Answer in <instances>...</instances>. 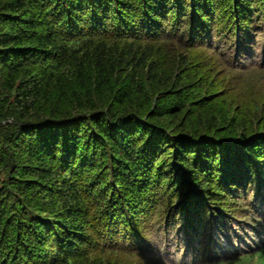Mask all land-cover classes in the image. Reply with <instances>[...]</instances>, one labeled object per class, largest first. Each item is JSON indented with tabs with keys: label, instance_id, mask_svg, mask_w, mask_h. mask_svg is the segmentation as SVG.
<instances>
[{
	"label": "trees",
	"instance_id": "16d2710c",
	"mask_svg": "<svg viewBox=\"0 0 264 264\" xmlns=\"http://www.w3.org/2000/svg\"><path fill=\"white\" fill-rule=\"evenodd\" d=\"M263 18L264 0H0V264H264L244 251L264 243V108L220 95L205 58L202 84L182 72L190 45L231 40L221 19L264 62Z\"/></svg>",
	"mask_w": 264,
	"mask_h": 264
},
{
	"label": "rangeland",
	"instance_id": "374dc122",
	"mask_svg": "<svg viewBox=\"0 0 264 264\" xmlns=\"http://www.w3.org/2000/svg\"><path fill=\"white\" fill-rule=\"evenodd\" d=\"M221 20L225 21L223 22L222 27H226L227 33L232 36V38H230L231 40L228 42L226 37L220 36L219 41H215L213 44H209L208 41L202 42L201 44L204 45L202 49H200V47L196 48L195 45H190L189 50L187 51L192 54V60L196 59V57L198 59L194 62L195 66H191L193 70L190 68H184L182 72L188 76H195V71H198L199 67L202 69L201 67L203 66V60L205 58L206 63L204 64V70L210 71L209 79L211 81L217 80L218 82H221L219 85V89L221 90L220 95H222V90H225L227 94L224 97L229 99L230 96H232V98H234V106L238 104V106H243L241 105L243 101L248 102V104H244L243 107H247L249 111H253L254 105L256 104L264 108V62L261 57L263 54L260 53V51H257L259 54L256 52H254L255 54H252L248 51H245L242 55H239L238 52L235 53L233 51L235 47L232 49L234 44H229L232 41H234V43L237 41V36H235V33L237 34V26L233 28L228 19ZM260 23H264V18ZM261 29H263V26H261ZM254 44L259 47L261 46V48L264 49L263 38L261 41H256ZM251 48L253 49V47ZM181 52L184 51L181 50ZM173 69L176 70V65H173ZM201 72H203V69ZM205 75L206 74L204 73L203 76L205 78L201 81V84L206 79ZM213 77H215V79ZM205 86L198 91L200 95L205 96V94L208 93L207 89H211L208 84ZM187 96L188 98H191L192 96L198 97L193 94H188ZM202 99L203 98L200 97V100ZM157 100H159V98ZM198 101L199 100H196L195 103ZM125 258L126 259L124 260L126 261V264L131 263L133 260L132 257L126 256ZM251 259L252 258L249 259V263L243 262V264H258L262 260L259 255L255 256L252 261ZM124 260L122 261L125 262ZM149 261H151V259L147 258V263ZM155 264H158V262Z\"/></svg>",
	"mask_w": 264,
	"mask_h": 264
},
{
	"label": "clouds",
	"instance_id": "9594fccd",
	"mask_svg": "<svg viewBox=\"0 0 264 264\" xmlns=\"http://www.w3.org/2000/svg\"><path fill=\"white\" fill-rule=\"evenodd\" d=\"M261 237H262V235H260V239H261ZM258 240L257 241V237H254V243H256V244H252V242L251 243H248L246 246H245V248H244V251H248V250H254V249H256V248H258V247H260V248H262V247H264V243H263V240Z\"/></svg>",
	"mask_w": 264,
	"mask_h": 264
}]
</instances>
